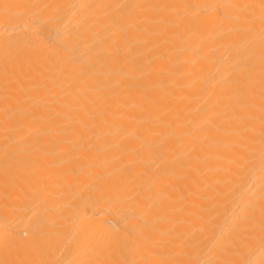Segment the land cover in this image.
Here are the masks:
<instances>
[{"label": "bare ground", "instance_id": "bare-ground-1", "mask_svg": "<svg viewBox=\"0 0 264 264\" xmlns=\"http://www.w3.org/2000/svg\"><path fill=\"white\" fill-rule=\"evenodd\" d=\"M0 264H264V0H0Z\"/></svg>", "mask_w": 264, "mask_h": 264}]
</instances>
